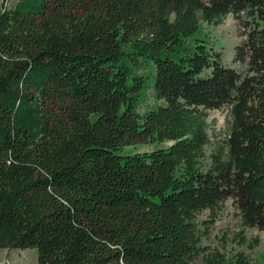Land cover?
I'll use <instances>...</instances> for the list:
<instances>
[{
    "label": "trees",
    "instance_id": "obj_1",
    "mask_svg": "<svg viewBox=\"0 0 264 264\" xmlns=\"http://www.w3.org/2000/svg\"><path fill=\"white\" fill-rule=\"evenodd\" d=\"M9 1L0 250L35 249L38 264H254L203 246L202 227L233 200L243 228L264 232V0ZM228 16L242 72L203 31ZM225 108L229 135L207 156L208 112ZM137 145L158 147L124 152Z\"/></svg>",
    "mask_w": 264,
    "mask_h": 264
},
{
    "label": "rangeland",
    "instance_id": "obj_2",
    "mask_svg": "<svg viewBox=\"0 0 264 264\" xmlns=\"http://www.w3.org/2000/svg\"><path fill=\"white\" fill-rule=\"evenodd\" d=\"M16 0H10L9 5ZM204 33L208 36L211 45L223 55L226 65L242 72V68L235 65L233 57L235 48L244 38L242 29L233 16H228L221 25L208 27L203 26ZM151 97L149 104L152 105ZM207 120V132L209 144L205 148L206 155L210 156L219 146L224 145L229 135L230 113L225 108L219 111H209ZM166 146V145H165ZM158 145H137L124 150L126 154L148 153ZM199 220L209 221L208 213L200 215ZM206 233L203 246L218 250L228 256L237 252L245 253L254 264L264 263V232L258 229H244L233 200L225 203L213 225L202 227ZM244 238L246 244H242ZM258 243V244H257ZM0 264H38V253L35 249L28 250H0Z\"/></svg>",
    "mask_w": 264,
    "mask_h": 264
}]
</instances>
